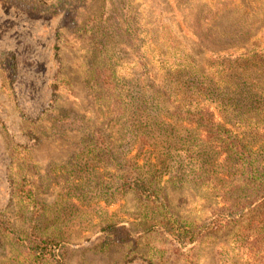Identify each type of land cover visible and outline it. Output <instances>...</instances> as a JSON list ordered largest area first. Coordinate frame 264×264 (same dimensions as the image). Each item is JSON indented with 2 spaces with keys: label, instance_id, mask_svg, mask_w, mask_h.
<instances>
[{
  "label": "rangeland",
  "instance_id": "1",
  "mask_svg": "<svg viewBox=\"0 0 264 264\" xmlns=\"http://www.w3.org/2000/svg\"><path fill=\"white\" fill-rule=\"evenodd\" d=\"M258 175L264 0H0V264L34 234L65 264H261ZM134 178L221 226L186 245L145 232Z\"/></svg>",
  "mask_w": 264,
  "mask_h": 264
},
{
  "label": "trees",
  "instance_id": "2",
  "mask_svg": "<svg viewBox=\"0 0 264 264\" xmlns=\"http://www.w3.org/2000/svg\"><path fill=\"white\" fill-rule=\"evenodd\" d=\"M113 74V73H112ZM111 74V83H113V76ZM105 84L109 83L108 77H105ZM112 86V84H111ZM114 90V87H112ZM197 114V115H196ZM194 113L193 120H198L203 123L212 122L211 117L210 120L207 121L206 118L208 114L199 112ZM227 131L223 129L221 135V140L226 143L228 150L231 152L235 150L234 140L227 135ZM243 149L241 147L236 149V156L239 158L240 163L249 165L252 162L246 161V156L242 153ZM259 182L261 181L264 186V177L258 175ZM20 183H16L13 185V188H16L15 194L19 192L21 198H19L22 204L28 205L31 204V209L34 208V204L36 203V199H34L33 190L31 188H27L25 181L19 180ZM129 185L136 189L139 193L140 198L149 204L153 211L154 216L151 220H148L147 225L145 226V232L151 231H160L164 234L171 236L179 245H186L192 244L197 239H199L208 228L211 230H218V226L220 221L214 225H198L195 222L187 219H183L173 213L168 205L167 198L164 195H161L159 191L152 187L150 183L141 179V178H134L131 181H128ZM13 184V181H11ZM262 193V192H261ZM146 218H148L146 216ZM7 230V229H6ZM9 233V232H8ZM21 245V256L22 261L17 259V262L20 264H65L62 249H61V241L57 240L54 236H38L34 234L31 238H22L19 239ZM262 246L264 247V232L262 235ZM264 250V248H263ZM264 264V261L261 262Z\"/></svg>",
  "mask_w": 264,
  "mask_h": 264
}]
</instances>
